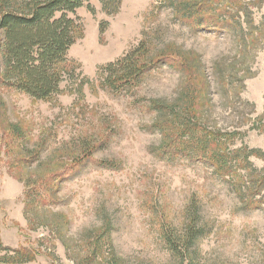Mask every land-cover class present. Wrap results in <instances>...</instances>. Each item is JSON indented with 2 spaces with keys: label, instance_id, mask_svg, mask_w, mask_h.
<instances>
[{
  "label": "rangeland",
  "instance_id": "1",
  "mask_svg": "<svg viewBox=\"0 0 264 264\" xmlns=\"http://www.w3.org/2000/svg\"><path fill=\"white\" fill-rule=\"evenodd\" d=\"M119 1L114 11L83 0L71 15L77 69L60 92L35 100L0 86L1 243L33 256L22 264H180L163 233H180L196 202L205 230L192 264H264L262 194L247 208L251 197L208 162L162 148L180 128L168 108L191 107L204 131L264 153V0H218V21ZM140 45L154 67L131 90L105 87L99 69ZM245 167L235 184L264 172L262 153Z\"/></svg>",
  "mask_w": 264,
  "mask_h": 264
},
{
  "label": "trees",
  "instance_id": "2",
  "mask_svg": "<svg viewBox=\"0 0 264 264\" xmlns=\"http://www.w3.org/2000/svg\"><path fill=\"white\" fill-rule=\"evenodd\" d=\"M160 1L172 5L179 16L189 20L195 18L196 21H202L204 15L207 21L217 20L226 13L215 14L218 0H203L200 8L196 6L201 0L197 3L180 0L177 4L178 0ZM101 3L103 10L112 6L116 11L120 1L101 0ZM82 6L83 0H0V86L14 89L35 100H47L60 92L59 86L64 77L74 76L77 69L66 55L82 33L77 18L71 17ZM215 25L217 22L210 26ZM142 46L139 48L143 50ZM139 48L99 69V76L105 87L121 92L139 85L146 72L154 67L150 58H146L147 50L142 51ZM83 83L84 81H79L76 84L78 89ZM157 103L153 102V106ZM180 112L178 114L168 108L167 116L176 117L180 128L176 139L167 134V150L165 146L162 147L164 155L173 159L178 155L187 154L190 159L208 162L219 177L232 182L235 191L251 197L249 203L243 199L244 206L250 208L255 204L260 205L262 200L256 197L262 194L264 201V172L254 174V170H251L250 174L247 173L243 186L235 184L232 179L237 170L246 168L249 156L262 153L264 159V153L259 150H247L242 146L233 148L235 132L204 131L195 120L191 107H185ZM182 119H186L187 123ZM166 123L162 125L163 128ZM174 123L171 122L172 125H175ZM258 125L264 127L263 121H259ZM204 227L197 203L192 202L187 223L182 231L176 233L170 230L163 233L164 241L179 258L180 264H184L186 260L187 264H192L191 249L203 237ZM32 259L33 256L26 249L9 248L0 241V264H22Z\"/></svg>",
  "mask_w": 264,
  "mask_h": 264
}]
</instances>
